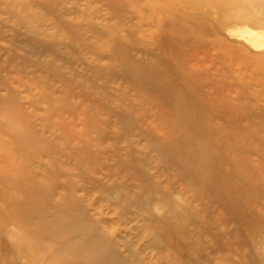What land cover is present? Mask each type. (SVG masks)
<instances>
[{"label": "rangeland", "instance_id": "1", "mask_svg": "<svg viewBox=\"0 0 264 264\" xmlns=\"http://www.w3.org/2000/svg\"><path fill=\"white\" fill-rule=\"evenodd\" d=\"M0 264H264V0H0Z\"/></svg>", "mask_w": 264, "mask_h": 264}, {"label": "bare ground", "instance_id": "2", "mask_svg": "<svg viewBox=\"0 0 264 264\" xmlns=\"http://www.w3.org/2000/svg\"><path fill=\"white\" fill-rule=\"evenodd\" d=\"M244 33H245V32H244ZM245 34H246V33H245ZM251 34H252V33H251ZM253 34H254V33H253ZM248 35H249V34H248ZM200 105H201V104H200ZM184 107H185V106H184ZM183 113H184V112H183ZM183 113H182V114H183ZM180 116H181V115H180ZM181 117H182V116H181Z\"/></svg>", "mask_w": 264, "mask_h": 264}]
</instances>
